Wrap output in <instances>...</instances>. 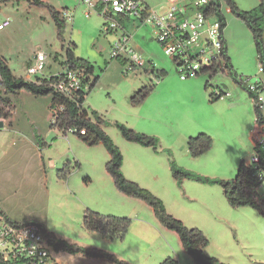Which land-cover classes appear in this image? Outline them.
<instances>
[{
    "label": "rangeland",
    "instance_id": "rangeland-1",
    "mask_svg": "<svg viewBox=\"0 0 264 264\" xmlns=\"http://www.w3.org/2000/svg\"><path fill=\"white\" fill-rule=\"evenodd\" d=\"M192 1L145 0L151 8L162 4L179 7ZM234 1L241 10L258 4V0ZM0 9V19L5 17L10 22L0 31V56L14 76L27 77L26 68L38 53L46 57L44 69L33 80L59 73L63 48L72 43L75 58L88 61L94 68L92 78L98 77L82 108L88 113L97 111L110 123L102 128L122 154L124 177L158 197L167 213L185 227L201 231L208 240L204 249L208 257L224 264H264V219L257 210L231 207L218 185L189 179L178 185L169 170V162L174 160L199 175L231 180L242 161L250 165L256 124L254 105L245 90L220 73L181 79L172 59L157 42L154 29L131 19L126 22V31L132 35L129 46L143 65L127 70L122 56H110L112 46L124 31L105 32V18L78 0H0ZM50 9L69 15L62 39L58 38ZM221 13L226 21L223 36L233 69L247 85L254 84L264 75L259 72L251 33L225 3L221 4ZM202 46L200 43L194 50ZM160 69L166 76L156 79ZM145 86H153L152 92L133 106L131 96ZM217 89L229 96L212 99L210 95ZM9 103L1 108L8 115L0 118L3 127L13 129L10 132L6 127L0 128V206L9 216L33 220L57 238L103 250L127 264H159L168 257L178 264H194L178 235L161 226L149 206L115 188L105 170L109 154L102 144L87 146L76 135H64L51 127L50 96L22 91ZM114 122L157 137V152L124 140ZM199 134L210 137L212 147L192 158L186 143ZM19 137L49 145L43 151L46 172L38 167L40 159L32 149L35 147L21 145ZM49 159L54 161L53 168L47 165ZM64 164H68L69 173L65 178L57 177ZM258 193H264V181ZM86 210L130 219L124 238L110 241L86 231ZM52 255L58 264L59 259L66 264H111L82 254Z\"/></svg>",
    "mask_w": 264,
    "mask_h": 264
},
{
    "label": "trees",
    "instance_id": "trees-1",
    "mask_svg": "<svg viewBox=\"0 0 264 264\" xmlns=\"http://www.w3.org/2000/svg\"><path fill=\"white\" fill-rule=\"evenodd\" d=\"M222 3H225L229 12L234 17L241 20L250 31L258 63L261 65L264 75V0H258L257 6L249 10L239 9L234 0H212L211 3L203 9V12L215 15L219 21V30L222 35L223 45L221 51L223 70H225L227 76L240 88L245 90L249 98H251L254 96V93L249 90L246 80H243L242 77L236 74L227 55L225 40L223 38L226 21L221 13ZM50 14L57 27L58 38L62 39V30L65 21L61 17V12L59 13L50 9ZM72 46L73 44L71 43L66 48H63L64 58L61 62L62 68H82L85 73L83 82L89 85L86 92L81 91L77 93L76 101L63 97L53 87L58 82L60 73L45 78H36L35 80L16 77L12 74L5 60L0 56V118H5L6 114L8 115V113H3L1 108H3V106H10V98L18 96L22 91L28 92L33 96H50V107L52 110L57 105L63 107L60 113H56L55 116L53 114L55 118L51 127H56L62 133H65L69 129H74L72 134L76 135L78 139L87 146L102 144L109 154V160L105 166V170L112 178L115 188L120 193L140 199L149 206L160 225L178 235L183 250L190 256L194 264H224L214 257H208L204 253V249L208 245V240L201 231L185 227L180 220L167 213L163 202L158 197L153 195L149 190L140 187L138 184L124 177L121 171L123 161L122 154L102 129L103 126H108L110 123L103 119L97 111L92 110L88 113L82 108L87 93L95 86L98 77H93L91 81H89V76H93L94 68L88 61L75 58ZM121 62H123V60ZM215 71V69H211L209 72L201 71L196 76L209 73L211 77L215 74ZM165 76L166 72L160 69L157 71L155 78L158 79L159 77ZM261 80L264 83V78ZM206 87L207 86H205V88ZM152 90L153 86L142 87L131 96L130 103L133 106L139 105L150 95ZM219 91L221 92L222 90L219 89ZM210 97L215 100L221 99V95L216 94L215 91L211 93ZM254 113L256 130L259 126L258 120L260 114L255 107ZM259 122L261 121L259 120ZM113 125L124 140L136 143L142 147H149L154 152H157V146L159 144V139L157 137L135 132L118 122H114ZM81 130L84 131V134L80 133ZM254 132L252 133V137ZM38 145L40 148L42 147L40 142H38ZM186 147L188 154L192 158H198L211 149L212 140L205 134H199L195 137L188 138ZM253 150L260 154L261 159H264V152H260L256 148H253ZM168 154L170 155L169 151ZM262 162L263 161H259L260 165H262ZM169 170L172 178L178 185L184 179L194 180L201 184L218 185L222 188L224 198L231 207H250L257 210L264 219V197L263 194H259L257 190L259 183L256 179V170L250 166H246L243 161L239 165L236 177L231 180H222L199 175L192 170L178 166L174 160L169 162ZM68 173V164H64L63 167L57 171V177L65 178ZM129 226L130 219L128 218L102 216L90 210H86L83 215V228L86 231L98 233L103 239L110 241L117 238L122 240ZM47 237L48 243L52 246L55 253L82 254L87 258L100 259L111 264H127L123 260L103 250L85 248L57 238L52 233H47ZM159 264H178V262L168 257Z\"/></svg>",
    "mask_w": 264,
    "mask_h": 264
},
{
    "label": "built area",
    "instance_id": "built-area-1",
    "mask_svg": "<svg viewBox=\"0 0 264 264\" xmlns=\"http://www.w3.org/2000/svg\"><path fill=\"white\" fill-rule=\"evenodd\" d=\"M78 1L86 5L88 9L96 10L105 18L106 22L103 26L105 32L122 29L120 19L138 20L142 25L151 26L155 31L157 42L164 54L172 59L181 79L190 75L196 76L201 71L209 72L211 69L216 70L215 74L220 73L227 76L222 68L223 45L219 21L215 15L203 12L212 0H193L191 4L179 7L163 6L155 9L147 7L142 0ZM66 15L67 13L61 12L64 21ZM9 23L7 18L2 17L0 31ZM130 39L131 36L127 32H121L111 48L110 56L111 58L122 56L121 59L123 63H126L127 70H134L137 66L141 67L143 62L129 46ZM200 43L201 46L203 43L202 48L195 51V47ZM45 58L43 53L35 56L31 65L26 68L27 78L38 75L44 69ZM259 72L263 73L260 64ZM59 73L58 82L53 87L63 97L76 101L78 92L88 90V83L83 82L85 73L82 68L66 67L62 68ZM91 79L92 77L89 76V81ZM247 86L254 93L250 99L259 112L261 121L258 120L259 126L253 134L252 146L264 152V83L258 80ZM215 93L220 94L221 98L229 96V93L220 92L219 89L215 90ZM62 110L63 107L55 106L54 116ZM73 131L74 129H69L64 134ZM80 133L84 134V131L81 130ZM259 161H263L264 166V159H261L260 154L253 150L248 166L256 170L258 188L264 181V168ZM53 252L52 246L48 243L47 232L40 224L14 221L0 209V264H58L52 255Z\"/></svg>",
    "mask_w": 264,
    "mask_h": 264
},
{
    "label": "crops",
    "instance_id": "crops-1",
    "mask_svg": "<svg viewBox=\"0 0 264 264\" xmlns=\"http://www.w3.org/2000/svg\"><path fill=\"white\" fill-rule=\"evenodd\" d=\"M143 2H144V4L147 6V7H149L148 5H147V3L145 2V0H142ZM163 6H165V5H161V6H159V7H163ZM159 7H157V8H159ZM149 8H151V7H149ZM155 9V8H154ZM127 20L128 19H121V27H122V30L123 31H125V32H127L126 31V22H127ZM132 20V22H136L137 24L139 23V21L138 20H133V19H131ZM140 24V23H139ZM130 25H132V24H130ZM132 26H134V27H136V25H134V23H133V25ZM137 28V27H136ZM128 33V32H127ZM129 34V33H128ZM130 36H131V38H132V35L131 34H129ZM223 38H224V36H223ZM131 45V44H130ZM226 45V44H225ZM230 59V58H229ZM230 62H231V59H230ZM31 65V63H29V65L28 66H30ZM27 66V67H28ZM151 73V72H150ZM26 74V73H25ZM25 79H32V77L31 78H27V77H25ZM20 94H21V92H20ZM48 105H49V103H48ZM48 105H47V107H48ZM50 106V105H49ZM52 124V123H51ZM4 125V124H3ZM8 128V129H10V132H12V130L13 129H11V127H8V126H4L3 128ZM103 129V128H102ZM18 140L20 141L19 143L21 144V145H28V146H33V147H35V148H32L34 151H36V154H37V156L39 157V159H40V161H39V164H40V166H38L39 167V169H40V171L42 172V173H44V172H46V167H45V164H46V162H45V160H44V156H43V151H45L46 149H47V147L49 146L47 143H45L44 141H42L41 142V144H42V147L40 148L39 147V145H38V142H34V141H30L27 137L25 138V137H19L18 138ZM30 146V147H31ZM47 165L49 166V167H51V168H53L54 167V161L52 160V159H49L48 161H47ZM0 209L3 211V212H5V210L0 206ZM6 213V212H5ZM7 214V213H6ZM8 215V214H7ZM9 216V215H8ZM10 218H12L11 216H9ZM14 221H17V222H35V221H33V220H16V219H14V218H12ZM35 223H37V222H35ZM42 226V225H41ZM43 227V226H42ZM44 228V227H43ZM44 230L46 231V229L44 228ZM47 232V231H46ZM48 233V232H47ZM54 235V234H53ZM64 252H60V253H58V254H63ZM59 264H66V263H64L63 262V260H61V259H59Z\"/></svg>",
    "mask_w": 264,
    "mask_h": 264
},
{
    "label": "water",
    "instance_id": "water-1",
    "mask_svg": "<svg viewBox=\"0 0 264 264\" xmlns=\"http://www.w3.org/2000/svg\"><path fill=\"white\" fill-rule=\"evenodd\" d=\"M0 128H3V122L0 120Z\"/></svg>",
    "mask_w": 264,
    "mask_h": 264
},
{
    "label": "clouds",
    "instance_id": "clouds-1",
    "mask_svg": "<svg viewBox=\"0 0 264 264\" xmlns=\"http://www.w3.org/2000/svg\"><path fill=\"white\" fill-rule=\"evenodd\" d=\"M64 134V133H63ZM65 135V134H64Z\"/></svg>",
    "mask_w": 264,
    "mask_h": 264
}]
</instances>
